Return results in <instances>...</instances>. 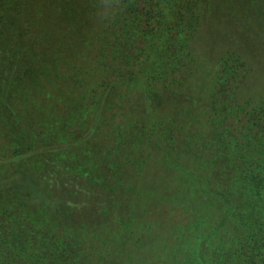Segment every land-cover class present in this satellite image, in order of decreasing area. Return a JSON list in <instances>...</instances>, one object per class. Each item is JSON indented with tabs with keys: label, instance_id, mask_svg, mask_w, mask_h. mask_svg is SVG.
<instances>
[{
	"label": "trees",
	"instance_id": "obj_1",
	"mask_svg": "<svg viewBox=\"0 0 264 264\" xmlns=\"http://www.w3.org/2000/svg\"><path fill=\"white\" fill-rule=\"evenodd\" d=\"M223 4L241 15L237 23L264 11V0H222L214 7L209 0H0V264H264V82L259 94L247 93L251 61L241 34L213 75L199 78L202 84L196 78L201 63L194 42L211 8ZM261 20L255 33L264 37ZM194 79L199 87L190 84ZM51 89L85 97L82 110L94 109V125L116 106L118 92L152 102L149 126L135 125L137 140L151 137L147 146L161 158L176 150L187 156L191 198L164 201L167 221L138 234L133 226L121 233L124 209L102 216L105 197L92 200L100 206L73 203L77 190L60 184L70 173L54 175L48 150L55 137L62 145L57 153L68 151L61 127L52 126L51 115L30 118L46 112L41 94ZM187 119L196 129L186 137ZM33 120L38 128L30 132L25 125ZM23 177L41 199L10 185ZM85 177L78 189L83 179L96 184ZM52 194L60 204L50 203ZM152 235L162 238L147 252L142 246L150 240L152 247Z\"/></svg>",
	"mask_w": 264,
	"mask_h": 264
},
{
	"label": "rangeland",
	"instance_id": "obj_2",
	"mask_svg": "<svg viewBox=\"0 0 264 264\" xmlns=\"http://www.w3.org/2000/svg\"><path fill=\"white\" fill-rule=\"evenodd\" d=\"M209 1L212 2V6L214 7V5L216 6L222 0ZM226 7L227 4H223L221 7H217L215 11L211 8L207 19H205L199 29L201 32L200 37L194 42L196 59L198 63H201L199 68L200 73L196 78H198L199 83V78L205 80L207 77L213 75V70L217 68L215 62L225 50L234 48L235 36L239 33L242 36L241 41L245 42H242V45L246 47L243 50L246 51L251 61L250 79L248 78L249 87L246 88L247 93L250 91L251 94L257 95L260 92L261 84L264 82V37L255 33L257 32L255 24L257 25L258 16L262 15V20L259 23V30L262 31L261 28H264V11H258L254 20L237 23V18H241V15L238 14L237 16L231 12L229 13L230 9L227 8L226 10ZM214 13L216 14L212 15ZM215 16L216 20L211 19ZM250 33L253 34L249 35ZM24 81L25 79L23 78L22 85H24ZM190 84L192 86L196 85L197 80L194 79ZM199 84L196 87H199ZM46 90L49 89L47 88ZM18 91H20L19 94L24 105V97H26L25 93L27 92H24L23 87H20ZM46 92V94H41L43 97L41 101L43 104H46L44 108L48 107L46 112L49 114L46 112H36V115H30V118L34 119L37 116L42 121L44 118H48V115H51L54 117L52 126L54 128L61 127L63 138L60 137V140L62 142L66 141L67 144L63 145L62 148H67L68 151L63 154L57 153L56 149L62 145L58 144V139L52 136L50 149L48 150L53 162L52 169L55 172L54 175L60 174V172L61 174L64 172L70 173V180H62L60 184H63L66 190H77V192H73V203L79 202V199H84L83 201L86 202L84 204L85 208L100 206L101 201L94 204L92 200L95 199V195L105 197L106 201H104L106 204L103 206L106 205V207H102V216L112 213V216L114 215L115 217L117 209H124L126 215H122L121 233L125 232L126 228L124 231L122 230L124 227L130 228L133 226V233L138 234L140 231H147L151 226L161 227L160 223L164 224L162 217L167 221L170 207L167 208L166 204L164 206V201L177 203L175 201H179L185 197L191 198L190 189L193 188V184L186 182L187 167L185 166L187 165L184 164L187 156H178L177 154L179 153L176 151L179 150H176L175 155H173L174 157L161 158L162 156L160 157L158 153H154L147 146L148 142H152L151 137L147 138L144 135L143 143L137 140L138 135L142 134L138 131L139 129H136L135 125L142 123L149 126V122L152 119L150 113L153 112V105L151 106L152 102L150 103L148 99L142 98L139 94L131 91L128 93L118 92L116 106L111 109L105 108L101 113V120L94 125V122L91 121L94 109H89L86 112L82 110V105L86 102L85 97L81 99L78 97L76 99L71 94L62 96L54 89ZM77 100H80L79 105L77 104ZM27 107L29 111L32 110L34 112L30 105ZM160 108L167 110L168 107L162 106ZM163 110L157 111L153 116L160 117L161 115L158 113H161ZM70 117L71 120L66 122ZM61 118L64 119L65 123L58 122V119ZM77 119L79 120V125L77 124ZM35 121H28L25 128L30 132L34 131L33 129H37L38 126L35 125ZM25 122L22 121L21 123L24 124ZM191 122L192 120L189 119L186 122L184 121L186 126L182 133L186 137L189 130L194 128L193 125L195 124ZM90 126H94L91 127V132L88 129ZM10 128L13 134L18 132L17 129L11 126ZM118 133H121L122 136H116ZM55 136L59 137L57 134ZM175 138V142H180L183 137L175 133ZM77 139H82L78 145H76V142L74 143ZM176 148L178 149V146ZM49 153L47 152V156ZM175 156L177 157L175 158ZM168 160H170L169 163L173 166L168 165ZM63 170L65 171L63 172ZM81 176H86L90 180L89 183L96 181V184L94 186L89 185L83 179L82 184L84 186H82V189H78L80 188L78 184L81 183ZM114 177L115 181L111 180ZM25 179L26 177H23L22 181H16L15 183H10V185L19 184L26 186V190L33 193L34 190ZM70 191H66V193L70 195L72 193ZM107 195L114 196V199L107 198ZM33 196H35L34 198L41 199V196L36 194V192L33 193ZM51 196L50 203L53 206L60 204L55 203L56 201L59 202L56 194H52ZM76 211L78 210L76 209ZM196 211L198 212L197 206L192 205L190 214L191 212L196 214ZM87 212L91 214L89 209ZM177 212L178 210L173 213H176L175 220L181 222L182 220L177 215ZM192 222H195L194 217ZM145 236L148 238L147 233ZM152 236V239H154L152 247H149L150 240L142 246L147 252L151 248L153 249L157 241H160L162 238L161 236L159 238L155 235Z\"/></svg>",
	"mask_w": 264,
	"mask_h": 264
}]
</instances>
